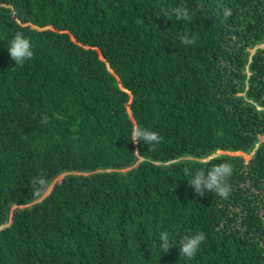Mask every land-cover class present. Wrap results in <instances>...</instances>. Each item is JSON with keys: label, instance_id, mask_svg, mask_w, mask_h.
Masks as SVG:
<instances>
[{"label": "trees", "instance_id": "obj_1", "mask_svg": "<svg viewBox=\"0 0 264 264\" xmlns=\"http://www.w3.org/2000/svg\"><path fill=\"white\" fill-rule=\"evenodd\" d=\"M224 162L229 198L197 195ZM0 264H264V0H0Z\"/></svg>", "mask_w": 264, "mask_h": 264}, {"label": "clouds", "instance_id": "obj_2", "mask_svg": "<svg viewBox=\"0 0 264 264\" xmlns=\"http://www.w3.org/2000/svg\"><path fill=\"white\" fill-rule=\"evenodd\" d=\"M167 16L174 15L176 20L190 21L192 14L189 12L187 7L180 6L172 10L171 13L165 12ZM232 15L231 9L225 8L223 10V17L228 19ZM181 42L185 45L194 44L195 40L190 39L187 35L182 36ZM261 46V45H260ZM10 57L15 61V65L23 66L26 60L34 58V52L30 39L26 38L23 33L17 32L10 42L8 48ZM46 123V121H44ZM131 141L133 143H140L143 141L146 145L152 146L159 144L162 141V137L158 132L150 131L145 128L136 125L132 129ZM185 175L191 176L189 185L194 187L195 193L201 197L206 192H214L222 199H227L230 196L231 185L229 179L233 173V167L231 164L224 162L221 164L213 165L207 170H198L192 174L191 169H184ZM60 174L58 177H61ZM34 195H39L44 191L46 185V179L43 176L34 178L30 181ZM40 198L33 202L38 201ZM205 240L203 232L196 233L191 236H184L180 242V255L186 259H192L195 257L200 245ZM161 249L167 253L171 248L172 244L167 233L160 234Z\"/></svg>", "mask_w": 264, "mask_h": 264}, {"label": "rangeland", "instance_id": "obj_3", "mask_svg": "<svg viewBox=\"0 0 264 264\" xmlns=\"http://www.w3.org/2000/svg\"><path fill=\"white\" fill-rule=\"evenodd\" d=\"M262 46V45H261ZM263 139V138H262ZM231 154H241V153H239V152H236V153H231ZM244 158L246 159V160H248V156L247 155H244Z\"/></svg>", "mask_w": 264, "mask_h": 264}]
</instances>
